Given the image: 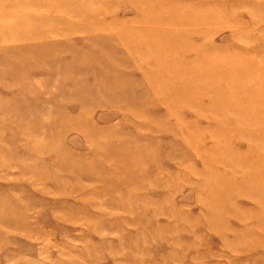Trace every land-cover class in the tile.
<instances>
[{"label":"rangeland","instance_id":"obj_1","mask_svg":"<svg viewBox=\"0 0 264 264\" xmlns=\"http://www.w3.org/2000/svg\"><path fill=\"white\" fill-rule=\"evenodd\" d=\"M0 264H264V0H0Z\"/></svg>","mask_w":264,"mask_h":264}]
</instances>
